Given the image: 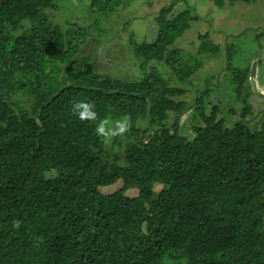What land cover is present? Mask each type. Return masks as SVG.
Segmentation results:
<instances>
[{"label": "trees", "instance_id": "trees-1", "mask_svg": "<svg viewBox=\"0 0 264 264\" xmlns=\"http://www.w3.org/2000/svg\"><path fill=\"white\" fill-rule=\"evenodd\" d=\"M56 1L0 0V264H264V109L251 110L232 46L223 71L235 99L218 117L196 97L189 138L175 118L184 85L209 94L211 80L194 75L220 47L207 32L201 57L177 46L199 15L163 6L156 40L135 49L140 78L124 80L78 59L82 28L51 21ZM206 1L220 22L223 9L255 0ZM90 2L110 12L124 0ZM76 101L94 103L97 121L74 115ZM236 103L241 117L230 120ZM104 117L128 118L124 165L105 159L95 131Z\"/></svg>", "mask_w": 264, "mask_h": 264}, {"label": "rangeland", "instance_id": "rangeland-1", "mask_svg": "<svg viewBox=\"0 0 264 264\" xmlns=\"http://www.w3.org/2000/svg\"><path fill=\"white\" fill-rule=\"evenodd\" d=\"M175 0H124V2L111 10L103 12L91 6L90 0H57V7L49 10L50 19L58 24L64 32L66 29L82 28L85 40L80 48L78 59L85 55L90 57L92 68L104 76L121 78L124 80H136L142 73V60L135 53L138 43L143 41L153 42L157 38L158 24L156 21L159 10ZM173 14L185 8H190L193 14L199 18L191 24V30L179 40L181 47H184L197 57L202 37L207 32L208 39L215 36V42L219 43V52L213 54L212 62L203 67V73L197 72L194 76L202 75L209 78L211 82L206 85L210 88L209 94L204 95V85L197 87L194 84H185L184 100L186 107L177 114L176 123L181 127V134L189 138L195 135L192 129L195 117L199 115L195 111V98H202L206 109L213 104L218 106V117H223L229 110L235 99V85L231 82L232 73L224 74L226 66L224 43L232 46L234 50L232 64L239 69L248 68V77L245 81L246 92L250 94L248 102L251 103L252 111L258 113L264 109V0H255L244 5V8H237L231 4L232 12L227 8L223 14L216 18V14L207 11L206 0H177ZM258 27V29H247ZM215 34V35H214ZM229 37L226 38L225 35ZM216 36H218L216 38ZM196 45L198 46L197 48ZM201 57V55H200ZM199 57V58H200ZM161 65H166L161 62ZM156 62L150 61L146 68L148 71L154 69ZM160 64V63H159ZM163 72H166L165 67ZM195 78V77H191ZM176 82L175 80L173 81ZM243 104H235V113H228V118L238 119L241 117ZM253 114V115H254ZM172 116L169 118V122ZM115 121V120H113ZM144 124L143 119L138 120V125ZM226 126L231 123L226 122ZM106 150L109 156L105 159L108 162H116L124 165V151L127 148L125 134L112 139L106 143ZM53 172H48L47 176ZM121 183L101 189L106 193L116 190ZM134 195L135 190L127 192Z\"/></svg>", "mask_w": 264, "mask_h": 264}, {"label": "clouds", "instance_id": "clouds-1", "mask_svg": "<svg viewBox=\"0 0 264 264\" xmlns=\"http://www.w3.org/2000/svg\"><path fill=\"white\" fill-rule=\"evenodd\" d=\"M71 110L81 121H97L98 119L95 104L92 102L76 101L72 104ZM129 129L130 124L127 117L115 121L104 117L99 119L95 131L105 143H110L113 138L123 136Z\"/></svg>", "mask_w": 264, "mask_h": 264}, {"label": "flooded vegetation", "instance_id": "flooded-vegetation-1", "mask_svg": "<svg viewBox=\"0 0 264 264\" xmlns=\"http://www.w3.org/2000/svg\"><path fill=\"white\" fill-rule=\"evenodd\" d=\"M255 29H257V28H255Z\"/></svg>", "mask_w": 264, "mask_h": 264}]
</instances>
